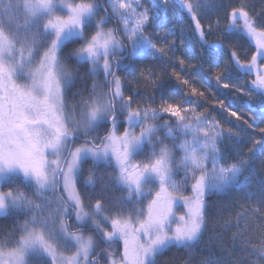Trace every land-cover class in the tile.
Returning a JSON list of instances; mask_svg holds the SVG:
<instances>
[{
  "label": "snow or ice",
  "instance_id": "6c2138e0",
  "mask_svg": "<svg viewBox=\"0 0 264 264\" xmlns=\"http://www.w3.org/2000/svg\"><path fill=\"white\" fill-rule=\"evenodd\" d=\"M0 264H264V0H0Z\"/></svg>",
  "mask_w": 264,
  "mask_h": 264
},
{
  "label": "trees",
  "instance_id": "16d2710c",
  "mask_svg": "<svg viewBox=\"0 0 264 264\" xmlns=\"http://www.w3.org/2000/svg\"><path fill=\"white\" fill-rule=\"evenodd\" d=\"M204 87H208V85H204ZM227 143V142H226ZM227 149V148H226ZM228 152H231V148L228 147ZM262 157L258 156L256 165H257V170L259 171V160ZM240 199V193H234L232 196L228 197H213V201L219 200V207L222 209V212L224 215H227L229 213H232L235 215V212L238 211L239 209L234 207L236 201ZM240 202H243V200H240ZM213 213L215 214V210H213ZM235 231V229L232 230H224L222 231L221 229L217 228L215 231H209L205 234L204 241H205V254H207L208 249L211 248V251L217 254L218 256L224 257L227 259L226 253L222 252L221 249L217 246L218 240H222L223 245L225 248H230L232 247V241L230 240L232 232ZM252 238L255 240L257 239L255 234H252ZM175 251V250H173ZM235 254L239 255L240 253V248L237 246L235 248ZM172 255V252H165L162 257H160L161 261H164L167 257H170ZM178 256L183 255L182 253H177Z\"/></svg>",
  "mask_w": 264,
  "mask_h": 264
},
{
  "label": "rangeland",
  "instance_id": "374dc122",
  "mask_svg": "<svg viewBox=\"0 0 264 264\" xmlns=\"http://www.w3.org/2000/svg\"><path fill=\"white\" fill-rule=\"evenodd\" d=\"M178 27H179V25H178ZM170 38H171V36H169V39H170ZM226 150H228V148H227ZM179 211L182 212L183 209L181 208Z\"/></svg>",
  "mask_w": 264,
  "mask_h": 264
}]
</instances>
